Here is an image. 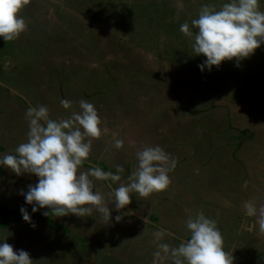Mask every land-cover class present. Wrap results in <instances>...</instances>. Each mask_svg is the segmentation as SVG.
<instances>
[{
	"label": "rangeland",
	"instance_id": "rangeland-1",
	"mask_svg": "<svg viewBox=\"0 0 264 264\" xmlns=\"http://www.w3.org/2000/svg\"><path fill=\"white\" fill-rule=\"evenodd\" d=\"M227 2L30 0L20 13L26 31L7 43L0 37V158L26 142L29 107L44 105L56 119L79 111L85 100L107 132L93 142L82 170L99 167L127 182L136 152L149 145L177 163L165 191L148 198L132 193L120 212L109 204L108 224L97 212L33 213L19 193L38 177L0 165V243L7 239L35 264H83L91 260L89 250H101L92 264H152L153 233H171L162 242L177 247L189 236L188 216L202 211L216 220L234 264H264V237L247 231L254 218L242 208L249 200L264 204V44L239 66L225 61L201 71L206 57L195 56L180 31L187 22L195 34L190 22L200 7ZM259 6L264 11V0ZM64 99L71 109L61 107ZM113 132L124 140L119 150L111 145ZM118 167L123 171L116 173ZM94 183L106 200L118 187L111 180ZM22 206L35 228L23 220Z\"/></svg>",
	"mask_w": 264,
	"mask_h": 264
},
{
	"label": "clouds",
	"instance_id": "clouds-1",
	"mask_svg": "<svg viewBox=\"0 0 264 264\" xmlns=\"http://www.w3.org/2000/svg\"><path fill=\"white\" fill-rule=\"evenodd\" d=\"M29 2L0 0V37L6 43L17 40L26 31L27 24L20 13ZM190 24L198 30L195 34L187 22L180 26V31L189 38L195 56L206 57L198 66L201 71L205 68L211 71L225 61L235 60L239 66L240 61L249 58L264 44V11L260 10L259 0H230L219 8L203 5L198 18L192 19ZM60 104L65 110L72 108L70 100H61ZM25 119L29 125L26 142L18 145L15 154L0 158V165L17 176L27 173L38 177V182L29 185L27 192L20 190L19 193L32 205L33 213L50 209L43 214L85 217L97 212L108 224L112 219L109 204H114L115 210L120 212L131 204L132 193L148 198L153 193L165 191L171 184L169 172L177 162L158 145L143 146L136 152L137 164L127 182H121L119 174L105 172L99 167L82 170L93 142L107 132L90 102L81 100L79 111L56 119L50 117L44 105L29 107ZM112 137V147L123 148L124 140L115 132ZM122 171V167L116 169V173ZM107 180L118 183V187L108 193V200L94 183ZM242 208L246 217L254 218L251 224L244 225L247 231L264 237V204L257 205L249 200ZM20 212L23 220L35 228L27 209L22 206ZM121 219L120 215L115 217L117 223ZM185 226L189 236L177 247L162 242L171 233L164 229L153 233L157 250L153 253L152 264H165L168 260L171 264H234L233 253L224 250L223 236L215 219L197 211L188 216ZM6 240L0 243V264H35L28 252H17Z\"/></svg>",
	"mask_w": 264,
	"mask_h": 264
},
{
	"label": "flooded vegetation",
	"instance_id": "flooded-vegetation-1",
	"mask_svg": "<svg viewBox=\"0 0 264 264\" xmlns=\"http://www.w3.org/2000/svg\"><path fill=\"white\" fill-rule=\"evenodd\" d=\"M133 214V213H132ZM135 217H138V215H135V214H133ZM92 247H95V246H92ZM97 247V246H96ZM95 247V248H96ZM99 252H101V250H97L94 254L92 253V251L91 250H89V253H88V255L90 256V258H91V260L93 261L94 260V257L93 256H95V260L98 258V256H97V254L99 253ZM93 255H92V254ZM109 256V253L107 254V256L106 257H108ZM102 257H105V256H102ZM87 261V262H84L83 264H92V261ZM95 264H97V263H95Z\"/></svg>",
	"mask_w": 264,
	"mask_h": 264
},
{
	"label": "trees",
	"instance_id": "trees-1",
	"mask_svg": "<svg viewBox=\"0 0 264 264\" xmlns=\"http://www.w3.org/2000/svg\"><path fill=\"white\" fill-rule=\"evenodd\" d=\"M0 175H1V174H0ZM8 213H9V215H10V219L13 220V221H16V220H15V219H16V217H15V214H16V213L13 212V211L10 210V209H9V212H8ZM14 218H15V219H14Z\"/></svg>",
	"mask_w": 264,
	"mask_h": 264
},
{
	"label": "crops",
	"instance_id": "crops-1",
	"mask_svg": "<svg viewBox=\"0 0 264 264\" xmlns=\"http://www.w3.org/2000/svg\"><path fill=\"white\" fill-rule=\"evenodd\" d=\"M97 248V247H96ZM93 262V261H92ZM95 264V263H94Z\"/></svg>",
	"mask_w": 264,
	"mask_h": 264
},
{
	"label": "water",
	"instance_id": "water-1",
	"mask_svg": "<svg viewBox=\"0 0 264 264\" xmlns=\"http://www.w3.org/2000/svg\"><path fill=\"white\" fill-rule=\"evenodd\" d=\"M132 212V211H131ZM133 213V212H132Z\"/></svg>",
	"mask_w": 264,
	"mask_h": 264
}]
</instances>
